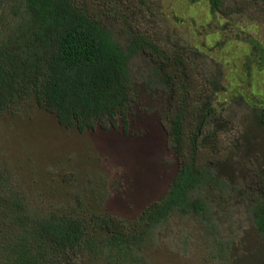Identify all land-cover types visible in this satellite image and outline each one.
Segmentation results:
<instances>
[{
  "label": "trees",
  "instance_id": "trees-1",
  "mask_svg": "<svg viewBox=\"0 0 264 264\" xmlns=\"http://www.w3.org/2000/svg\"><path fill=\"white\" fill-rule=\"evenodd\" d=\"M210 2L211 22L195 30L203 42L207 36L222 34L224 40L209 53L219 54L234 40L249 43L251 53L243 67L251 79L255 70H264L262 41L239 29L237 35L226 36L218 15L229 11L223 9L222 0ZM94 4L92 0H0V116L24 115L26 102L51 114L63 127L82 133L98 126L114 127L119 118L128 124L127 115L139 92H144L135 84L132 64L144 54L151 69L144 87L159 89L171 103L164 114L166 135L178 169L164 196L128 221L79 199L69 209L33 213L26 195L13 192L11 174L0 163V264H84L85 260L88 264H151L149 251L157 231L175 214H192L209 222L212 232L206 237L221 254V233L212 223L213 206L204 195L215 170L202 162L201 141L206 136L213 140L214 127L220 124L233 126L239 113L231 112L232 100L238 106L250 105L254 120L264 127L261 93L241 88L230 93L222 82L219 62L214 64L215 73L200 82L193 74L197 69L185 58L188 48L154 37L129 18L124 21L129 25V40L122 44ZM102 12L106 14V6ZM202 41L199 53L205 51ZM225 131L222 128L221 133ZM97 182H103V177L95 174L89 186L96 192ZM225 183L220 187L225 189ZM252 207L257 233L264 239V197Z\"/></svg>",
  "mask_w": 264,
  "mask_h": 264
},
{
  "label": "rangeland",
  "instance_id": "rangeland-1",
  "mask_svg": "<svg viewBox=\"0 0 264 264\" xmlns=\"http://www.w3.org/2000/svg\"><path fill=\"white\" fill-rule=\"evenodd\" d=\"M92 1L95 12L112 25L122 44L129 40V25L124 23L129 18L154 37L188 48L185 58L197 69L193 74L200 82L215 73L214 64L219 62L222 82L230 87V93L236 88L253 90L264 100V70H255L250 79L243 67L251 53L250 44L234 40L219 54L209 53L224 40L222 34L207 36L203 42L195 30L211 22L210 0L196 4L145 0L148 4L144 6L136 0H102L105 15L102 1ZM222 2L223 9L229 11L218 15L221 25L226 26V36L237 35L239 29L264 45L263 2ZM201 41L204 53L197 48ZM132 66L135 84L144 92H139L133 111L128 113V124L119 118L114 127L98 126L82 133L63 127L51 114L26 102L22 104L24 115L2 113L0 163L11 174L13 192L26 195L33 213L69 209L79 199L129 221L164 196L179 166L166 135L164 114L171 103L159 89L144 87L151 70L146 55H139ZM229 103L231 112L239 113L233 126L212 127L214 139L206 136L201 141L202 162L215 170L214 181L204 195L213 206L212 223L219 228L223 250L217 254L209 243V222L192 214H175L157 231L149 251L151 264H264V239L257 233L252 214L253 202L264 197V191L259 192L264 190V127L254 120L250 105L241 102L238 106L236 100ZM222 128H226L225 133H221ZM95 174L103 177V182H97V192L89 186ZM222 181L226 182L225 189L220 187Z\"/></svg>",
  "mask_w": 264,
  "mask_h": 264
}]
</instances>
